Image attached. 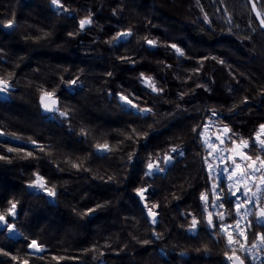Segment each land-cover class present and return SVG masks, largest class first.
I'll return each mask as SVG.
<instances>
[{
  "label": "trees",
  "instance_id": "1",
  "mask_svg": "<svg viewBox=\"0 0 264 264\" xmlns=\"http://www.w3.org/2000/svg\"><path fill=\"white\" fill-rule=\"evenodd\" d=\"M61 4L68 11L57 9L51 0H0V25L9 19L15 23L12 29L0 26V77L11 83L7 96L0 93V132L5 133L0 135V155L8 158L0 160V211L9 200L19 201L18 215L9 223H15L21 234L15 237L0 230V248L20 258L13 261L0 253V264L25 259L29 264H228L220 221L215 229L201 223L196 232L188 230L193 215L202 219L208 212L214 218L216 214L210 192L207 211L199 199L214 181L204 164L210 148L202 144L198 132L212 119V141L225 124L251 140L264 123V29L256 17V11L264 16V0L223 4L200 0L199 5L196 0H61ZM201 6L210 24L204 22ZM90 13L93 23L80 30L79 21ZM128 29L132 37L110 43ZM145 37L160 46L150 47ZM172 43L184 50V57L164 46ZM204 57L209 59L194 74ZM141 73L153 77L164 91L147 89L138 79ZM77 77L80 85L68 89L67 81ZM41 88L58 89L60 109L68 111V117L42 109ZM119 93L135 94L134 102L153 112L134 114L121 104ZM181 93L187 95L181 99ZM244 97L247 103H242ZM213 109L217 117L212 116ZM132 128L147 132V138L139 143L125 139ZM104 142L115 150L97 152L95 145ZM175 145L184 155H177L166 171L144 176L149 157L155 162ZM9 148L18 151L8 152ZM28 152L36 159L25 158ZM73 163L81 168H73ZM37 171L49 187L56 186L55 197L28 187ZM109 176L115 179L110 181ZM138 187L148 188L144 201L134 191ZM221 187L226 195L227 184ZM233 199L225 200L219 211H231ZM145 203L159 205L153 209L158 213L156 223L147 215ZM89 209L95 212L84 215ZM234 219V212L225 216V221ZM33 239L45 245L44 252L30 255L33 250L27 243ZM248 239L253 240L251 233Z\"/></svg>",
  "mask_w": 264,
  "mask_h": 264
},
{
  "label": "snow or ice",
  "instance_id": "2",
  "mask_svg": "<svg viewBox=\"0 0 264 264\" xmlns=\"http://www.w3.org/2000/svg\"><path fill=\"white\" fill-rule=\"evenodd\" d=\"M199 5L200 0H196ZM219 3L223 4V0H218ZM53 6L57 9H63L61 0H51ZM253 10L256 11L255 4H253ZM221 11V9H217ZM201 12L203 13V20L205 23H211V20L206 12H204L203 7L201 6ZM226 13L225 19L229 24L232 22L230 14H227V10L224 9ZM256 17L259 19L261 29H264V16L261 12L256 11ZM93 23L91 13L79 21V29L84 30L86 25H91ZM7 29H12L15 27L13 19H9L6 23L0 25ZM231 31V29H229ZM69 35H73L69 33ZM134 35L131 29L120 31L112 38L110 43H115L125 38L132 37ZM147 45L150 47L160 46L158 41L155 39L144 38ZM165 47L171 48L178 57H184V50L179 47L177 44L172 43L164 45ZM2 51V50H0ZM123 61L129 63H135L131 57H121ZM209 59V57H204L201 61H198V67L194 70V74H198L200 68L203 67L204 60ZM211 59L216 60L219 64L223 65L226 62L223 59H217L216 57H211ZM170 67V65L168 66ZM109 76L112 73H108ZM191 78V77H190ZM140 83L144 85L147 89H150L152 92L157 94L164 91L163 88L157 86L155 80L151 76H145L144 73H141L138 77ZM61 83H64L63 77H61ZM80 85L79 77L76 79L67 81L66 87L68 89H73L74 87ZM11 87L10 79H5L0 77V93H7ZM197 87H205V90L210 91L205 85H197ZM58 89H53L51 91L40 89V105L43 110L52 113H59L60 117H68V111H61L59 106V99L57 97ZM264 95V92L261 93ZM118 99L123 106L128 109L134 110V114L147 115L153 112L152 108L141 107L139 103L134 102L138 98L133 93L125 95L119 93ZM187 93H181V99ZM131 97V98H130ZM248 97H244L242 103H247ZM235 107V106H234ZM212 116L217 117L218 113L215 109L212 110ZM198 127H193L192 131L196 133ZM209 128L208 124L203 126V130L198 132V135L201 137V142L204 145L210 147L208 156L204 157V164L208 170L209 180L214 181L211 188L205 192H201L199 199L204 204V209L207 211L209 207V192L212 194L213 199L211 200V206L216 209H223L225 200L229 198H234L231 200V203L234 205L231 211H217L215 218L213 213L208 212L206 217L198 219L197 216L193 215L190 224L188 225V230L190 232H196L198 226L201 223H204L208 228L215 229L217 227L216 221H220L219 226V235L225 239L226 248L228 251L224 252L225 259L229 264H264V232H255L252 231L253 227L264 228V123L258 126V130L255 132L254 137L251 140L240 137L235 133L227 124L221 129V134L216 136V142L212 143L205 133ZM0 135H5V133L0 132ZM81 135H87L83 129L81 130ZM148 136L147 132L140 133L135 128L130 129V134L125 136L127 140H133L139 143L140 140L146 139ZM19 139V137H17ZM30 143L36 144L35 140H31ZM226 143H231L232 147H226ZM41 151H44L43 146H39ZM95 150L102 153H111L115 149L109 145L107 142L97 143L95 145ZM255 151V156L249 155L251 151ZM8 152L18 151L17 149L9 148ZM229 153L227 156L223 153ZM135 154H129L128 160L131 161ZM183 156L184 152L180 145H175L168 149L164 153L163 157L159 155L156 158V161L153 162L151 156L148 159L146 164V170L144 171V176L151 177L156 173L166 171V167L171 165L175 160L176 156ZM220 160L223 164V167L220 165H214L209 163V157H213ZM25 158L36 157L32 152H28L25 155ZM7 156L0 155V160H7ZM227 161V162H225ZM239 161V162H238ZM164 165V167L161 166ZM73 168L80 169L81 164L73 163ZM34 179L29 183L28 187L33 188L37 191H42L46 193L49 197L56 196V186H48V182L45 180V177L40 175L39 172L33 173ZM115 177L109 176L108 180H114ZM222 183L227 184V193L225 195V189L221 187ZM254 189V190H253ZM136 195L141 201L145 200V192L148 191V188H136ZM19 201L9 200L8 206L0 211V230H6L9 234L21 235L15 225V223H9V219H14L17 213ZM97 207H102V205H97ZM158 204H153L151 207L147 203L144 204V208L147 209V215L152 219V223H156V217L158 213L153 211L154 208H158ZM95 212V209H89L88 212L84 215ZM235 213V223L226 224L225 216H231ZM251 218V219H250ZM243 225V226H242ZM251 233L253 240L249 242L248 236ZM239 237V238H238ZM241 239L243 242H241ZM144 244H149L150 241H143ZM28 249L33 250L30 255L35 253H40L45 251V245L38 243L37 240L33 239L27 243ZM95 249H86L85 252L94 251ZM207 251V249H205ZM0 253L4 255L11 256V253L5 252L3 248H0ZM102 256L103 253L101 252ZM13 261L19 260L17 256H11ZM96 259L97 257H93ZM53 259L60 261L63 257H53ZM20 264H29V260H21Z\"/></svg>",
  "mask_w": 264,
  "mask_h": 264
},
{
  "label": "rangeland",
  "instance_id": "3",
  "mask_svg": "<svg viewBox=\"0 0 264 264\" xmlns=\"http://www.w3.org/2000/svg\"><path fill=\"white\" fill-rule=\"evenodd\" d=\"M42 109H43V108H42ZM206 124L209 125V128L207 129V131H206V133H205L206 137H208L212 143H217V142L212 141V139L210 138V127L215 125V124H212V119H207ZM226 147H227V146H226ZM209 148H210V147H209ZM210 150H211V149H210ZM228 154H229V153H227V152L223 153V155H225V156H227ZM225 162H227V161H225ZM238 162H239V161H238ZM209 163H213L214 165H220L221 167H223V164L221 163L220 160H218V159L215 158V155L212 157L211 160H209ZM253 190H254V189H253ZM214 210H217V209L214 208ZM250 219H251V218H250ZM231 224H234V223H231ZM242 226H243V225H242ZM260 229H262V228H260ZM259 232H264V228H263L262 230H260Z\"/></svg>",
  "mask_w": 264,
  "mask_h": 264
},
{
  "label": "flooded vegetation",
  "instance_id": "4",
  "mask_svg": "<svg viewBox=\"0 0 264 264\" xmlns=\"http://www.w3.org/2000/svg\"><path fill=\"white\" fill-rule=\"evenodd\" d=\"M248 154H249V155H253V156H255L256 153H255V151L253 150V151L249 152ZM214 211L217 212V211H219V209L214 210ZM224 222H225L226 224L235 223V219H234V220H230V221H229V220H228V221H224ZM220 223H221V222H219V224H220ZM262 229H263V228H262ZM262 229H261V230H262Z\"/></svg>",
  "mask_w": 264,
  "mask_h": 264
},
{
  "label": "water",
  "instance_id": "5",
  "mask_svg": "<svg viewBox=\"0 0 264 264\" xmlns=\"http://www.w3.org/2000/svg\"><path fill=\"white\" fill-rule=\"evenodd\" d=\"M4 96H7V93H4ZM208 214V213H207ZM150 218V217H149ZM150 220L152 221V219L150 218ZM156 220H157V217H156ZM19 231V230H18ZM19 233H20V231H19ZM9 234V233H8ZM10 236H15V237H17V236H19V235H13V234H9ZM226 262L229 264V262L226 260Z\"/></svg>",
  "mask_w": 264,
  "mask_h": 264
}]
</instances>
